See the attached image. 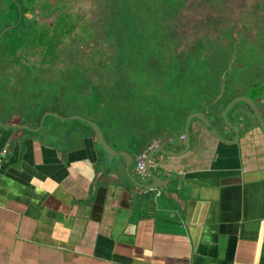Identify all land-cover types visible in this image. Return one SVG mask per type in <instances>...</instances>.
<instances>
[{
    "label": "crops",
    "instance_id": "crops-1",
    "mask_svg": "<svg viewBox=\"0 0 264 264\" xmlns=\"http://www.w3.org/2000/svg\"><path fill=\"white\" fill-rule=\"evenodd\" d=\"M10 83L0 76V264H264V124L241 123L229 143L191 122L186 153L154 158L173 189L145 191L124 158L107 166L92 127L70 117L96 122L134 159L153 144L183 148L184 125L165 141L127 146L108 121L79 111L10 108L19 97ZM211 124L231 138L222 119Z\"/></svg>",
    "mask_w": 264,
    "mask_h": 264
},
{
    "label": "rangeland",
    "instance_id": "rangeland-1",
    "mask_svg": "<svg viewBox=\"0 0 264 264\" xmlns=\"http://www.w3.org/2000/svg\"><path fill=\"white\" fill-rule=\"evenodd\" d=\"M171 1L35 0L40 29L21 42L3 33L12 17L0 0V76L19 95L9 107L79 111L137 147L181 134L202 98L216 122L237 95H264V0H241L237 14L203 0ZM233 112L254 119L241 101Z\"/></svg>",
    "mask_w": 264,
    "mask_h": 264
},
{
    "label": "water",
    "instance_id": "water-1",
    "mask_svg": "<svg viewBox=\"0 0 264 264\" xmlns=\"http://www.w3.org/2000/svg\"><path fill=\"white\" fill-rule=\"evenodd\" d=\"M237 101L246 102L253 109L254 113L259 118L261 124H263L260 114L258 113L252 100L248 97H237L233 99L224 110V118H226L225 113L227 109ZM193 117L198 118L204 124V126L207 127L210 130V132L222 142L233 143L239 140L240 132L237 126L231 125L229 122L225 121L226 126L229 129H231L234 133L233 137L226 138L225 136L220 134L218 131H216V129L210 123L209 119L204 116L203 112L201 111L193 112L188 116L186 124H185L184 135H183L185 139V145L183 148H181L180 150H172V149H166L162 147H154L147 152V155L145 158V164H144L145 173H146V176L144 179H141L139 175L137 174V171L132 168L133 157L129 153L125 151H118L112 145H110L105 140L103 132L100 126L96 122L89 120V119L82 118L77 115L71 116L70 118L83 120L84 122H86L92 127L95 133L96 144L102 149L104 153V157H105V163L107 166H116L118 159L121 157L124 158L125 160L124 170L128 178L132 181V183L137 188H140L145 191H151V190H157V189H160V190L168 189V188L173 189L170 186L176 184L177 180L173 176H168L162 173V170L164 169L160 165V162H159L160 160L158 159L154 160V158L156 154L178 156V155H182L186 153L190 149L191 137L189 134V127H190V120ZM0 126H3L1 122H0Z\"/></svg>",
    "mask_w": 264,
    "mask_h": 264
},
{
    "label": "flooded vegetation",
    "instance_id": "flooded-vegetation-1",
    "mask_svg": "<svg viewBox=\"0 0 264 264\" xmlns=\"http://www.w3.org/2000/svg\"><path fill=\"white\" fill-rule=\"evenodd\" d=\"M9 1L8 4V15H7V19L8 16L10 14V16L12 17V21L9 22H4L3 23V28H4V34L8 35V34H12V35H16L19 39V41L23 42V39L27 37L29 32H32L33 29H37L39 30L40 28L38 27V25L36 26L35 24L38 23V20L36 18V12H34V9H32V5L33 8L35 7V5L33 4V2L35 0H6ZM35 26H34V25ZM4 34L0 35V40L1 39H5ZM264 85V83H263ZM248 92V91H247ZM250 94L247 95V93H241L239 95H237L236 97L232 98L231 100H229L226 105L223 107L222 112H221V119L223 122H229L231 125L234 126H239L241 123H245L248 122V119L246 117V113L243 112H236V113H231V110L233 109V107L235 106L236 102L234 104H232L226 111L225 113V117L224 118V110L225 108L228 106V104L235 98L237 97H248L252 100L254 106L256 107L258 113L261 116L262 122L264 124V95H262L261 93H252L250 92ZM209 100V99H208ZM208 100H203V98L201 99L202 102V106L198 107L197 109H192L186 116L185 122H184V126L186 124L187 118L188 116L193 113V112H203L204 116L206 118L209 119L210 123H212L213 121V116L210 115L208 113V105L205 106V103L208 102ZM239 102V101H238ZM242 104H244V107H246L248 109V112L251 113L254 118L257 120V122L259 124H261L259 118L257 117V115L254 113L253 109L246 103V102H242ZM229 112L231 113L229 118L228 114ZM198 120V118L193 117L190 120V124L191 122ZM225 122V124H226ZM231 132V137L234 136L233 131L230 129ZM135 163V159L133 158V165L134 166Z\"/></svg>",
    "mask_w": 264,
    "mask_h": 264
},
{
    "label": "trees",
    "instance_id": "trees-1",
    "mask_svg": "<svg viewBox=\"0 0 264 264\" xmlns=\"http://www.w3.org/2000/svg\"><path fill=\"white\" fill-rule=\"evenodd\" d=\"M54 0H51V2H53ZM169 1H171V0H169ZM203 2L204 3H208V4H210V5H212V6H217L218 8H221V7H223V8H221V10H225V11H230V12H232V13H234V14H237V13H239V11H240V9H241V0H203ZM171 3H172V5L173 6H175V5H177V3H178V1L177 0H172L171 1ZM226 4V6H224ZM235 19L236 18H231V21H234V23H237V28H240L239 26L241 25V23L239 22V21H235ZM239 33V29L238 30H235L234 31V34L235 35H237ZM92 33H89V35H91ZM237 38H238V35H237ZM238 40V39H237ZM201 43V44H200ZM199 44L200 45H202V47L204 48V47H206V39L204 40H202V41H200L199 42ZM232 51H234V48H233V50ZM215 54H212V53H210V54H208V57L210 58V59H212V58H214L215 56H214ZM225 60H226V62H227V64L226 65H229V64H231L232 63V61H233V55H232V53H230V54H228V55H226L225 56ZM221 63H223V62H221Z\"/></svg>",
    "mask_w": 264,
    "mask_h": 264
},
{
    "label": "built area",
    "instance_id": "built-area-1",
    "mask_svg": "<svg viewBox=\"0 0 264 264\" xmlns=\"http://www.w3.org/2000/svg\"><path fill=\"white\" fill-rule=\"evenodd\" d=\"M154 147H157L156 144H153V145L149 146V148H147L146 150L142 151L141 153H139L136 156L135 168H136L137 174L139 175V177L141 179H144L145 176H146L144 164H145V158H146L147 152L149 150H151L152 148H154ZM7 152L8 151H7L6 148H0V172H1V169H2V166H3L4 159H5L6 155H7Z\"/></svg>",
    "mask_w": 264,
    "mask_h": 264
}]
</instances>
